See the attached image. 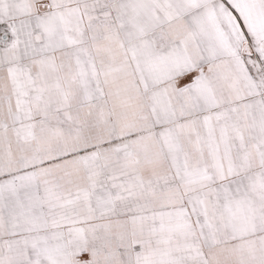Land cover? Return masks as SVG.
<instances>
[{
	"label": "snow or ice",
	"instance_id": "snow-or-ice-1",
	"mask_svg": "<svg viewBox=\"0 0 264 264\" xmlns=\"http://www.w3.org/2000/svg\"><path fill=\"white\" fill-rule=\"evenodd\" d=\"M0 264H264V0H0Z\"/></svg>",
	"mask_w": 264,
	"mask_h": 264
}]
</instances>
